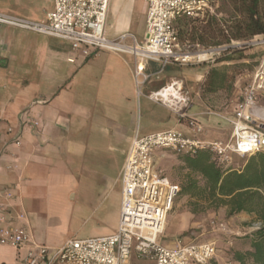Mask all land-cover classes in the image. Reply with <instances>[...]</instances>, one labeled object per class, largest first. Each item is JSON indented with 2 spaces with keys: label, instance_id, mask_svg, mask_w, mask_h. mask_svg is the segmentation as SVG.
<instances>
[{
  "label": "crops",
  "instance_id": "obj_1",
  "mask_svg": "<svg viewBox=\"0 0 264 264\" xmlns=\"http://www.w3.org/2000/svg\"><path fill=\"white\" fill-rule=\"evenodd\" d=\"M53 9V0H0V13L34 22H46L47 14ZM147 11V0H112L106 36L115 39L123 34H132L140 43H144ZM100 54L84 58L73 53L69 43L54 44L27 31L0 25V90L2 89L6 100L0 102V189L16 184L20 186L17 195L11 199L0 195V202L8 207L7 227H16L19 212L26 213L33 242L51 250H56L65 243L62 240L47 244L48 224L64 220L66 222L69 214L72 217L74 206L70 203V197L75 191L78 192L74 195L77 199L80 191L93 192L98 187V184L88 180L84 183H72L69 176H73L80 165L77 162H81V166L89 163L92 158L90 155L101 148V143L113 142L123 147L120 151L124 161L117 180L121 183L126 156L137 133L145 136L176 129L187 136L207 142L229 143L233 140V126L224 118H232L238 100L224 113L210 112L198 94L207 73L205 69L172 64L161 71L160 64L152 61L146 66V72L151 78L143 89L144 93L156 91L171 80H183L194 98L187 113L196 117L202 126L201 133L194 134L189 125L179 120L171 111L162 106L158 108L157 104L145 100L143 106L148 118L144 127L123 131L119 125L118 134L98 137L74 134L75 130L83 127L84 121L101 118L92 113L93 103L97 104L98 100L88 97L91 90L96 87L117 89L119 97L105 102L106 110L109 111L108 118L117 124H121L124 109L130 106L129 97L137 90L132 57ZM69 59H74V63H70ZM26 110L32 118L41 122V130L28 132L20 149L6 147V127L17 125L18 115ZM172 115L176 118L174 125L165 127L171 122ZM168 155L178 157L166 152L165 156ZM237 159L240 158L233 157L234 169ZM16 163L17 169L8 170L9 166ZM104 191L107 192V189ZM121 198L122 185L115 204L103 209V205L96 206L94 201L91 202L89 216L100 213L99 229H93L103 235L89 238L106 237L117 232ZM83 204L87 206V203ZM75 211L79 214L82 210L77 206ZM222 213L211 220L216 221L223 216L234 224L233 232L241 234L243 238L248 234L244 231H248L256 223L255 217L249 214L243 213L228 219L225 209ZM207 233L211 236L204 241L191 235L184 239L176 238L170 244L161 242L167 246H175L192 241H215L219 249V241L215 236L222 232L210 228ZM225 237L228 242V237ZM245 242L246 239L236 240L235 246L242 249ZM247 247L248 245L245 249ZM28 250L29 248L15 250L0 246V264H21Z\"/></svg>",
  "mask_w": 264,
  "mask_h": 264
},
{
  "label": "built area",
  "instance_id": "obj_2",
  "mask_svg": "<svg viewBox=\"0 0 264 264\" xmlns=\"http://www.w3.org/2000/svg\"><path fill=\"white\" fill-rule=\"evenodd\" d=\"M54 9L46 22H34L0 13V25L8 26L69 43L75 54L84 58L102 52L130 56L134 61V80L138 95L162 106L179 120L186 122L194 134L202 126L187 110L192 104L191 93L180 80H171L160 89L145 94L143 89L151 76L147 63H159L161 71L169 65H191L213 62L230 49L264 47V37L246 42H232L213 48L190 50L180 40L177 23L181 19L205 20L216 15L215 0H147L146 35L140 43L132 34L115 39L106 36L109 7L112 0H53ZM74 63V59H69ZM170 86L174 91H170ZM144 93V94H143ZM264 94V56L259 61L252 82L238 99L232 118H224L233 126V140L207 142L173 129L141 136L136 134L121 173L122 198L118 230L106 237L72 239L51 250L33 242L27 215L19 212L16 227H7L8 207L0 202V246L15 250L29 248L21 264H209L217 260L215 241L162 244L166 224L181 191L157 165L158 155L171 152L177 156H195L210 152L221 166H230L233 157L246 159L264 151V114L259 111ZM42 124L28 111L19 115L17 125L5 129V146L20 149L30 131H40ZM17 163L8 170L17 169ZM240 170L241 167L235 168ZM20 190L18 184L3 186L0 195L11 199ZM211 228L227 233L224 223L212 221ZM200 226L199 228H201ZM260 228L255 223L248 233ZM227 235V234H226ZM233 246V240H228ZM227 264H232L231 262Z\"/></svg>",
  "mask_w": 264,
  "mask_h": 264
},
{
  "label": "rangeland",
  "instance_id": "obj_3",
  "mask_svg": "<svg viewBox=\"0 0 264 264\" xmlns=\"http://www.w3.org/2000/svg\"><path fill=\"white\" fill-rule=\"evenodd\" d=\"M216 2L220 3V6L222 8V12H227V7L225 4H223V0H215ZM226 6V7H225ZM207 20H199L197 22H189L188 28H184L185 30H188L189 35L185 39L180 37V40L183 44H187L190 46V50H196L198 46L190 40V33L192 28L200 29L203 26H205ZM30 34H34V36H37L39 38L45 39L49 42H52L54 44L59 45H65L67 44L66 41L54 39L46 36H42L36 33L29 32ZM264 37V36H263ZM200 48H206L200 46ZM213 48V47H212ZM243 49V48H242ZM248 56L253 57L252 60H250L247 65H245V68H239L232 70L233 75L235 77V87L234 91L225 93L223 97H220L219 100H213V102L208 105L207 101H204L201 94L202 85L205 82V78L202 81V84L199 89V98L203 105L206 107L208 111L212 112H226L231 109V106L233 105L236 100L240 99L241 93L243 90L252 82L254 78L255 71L259 65V61L264 56V47L261 48H246ZM240 50V49H237ZM102 54H109L114 55L112 53L108 52H102ZM126 57V56H124ZM219 57H216L213 62L210 63H203V64H191L187 66H193V67H200L203 70L205 69L206 72H208L210 66H213L215 64L216 59ZM244 64V63H241ZM239 66V65H235ZM236 73V74H235ZM102 74V73H100ZM207 74V73H206ZM183 82V86L186 90L188 88L186 87L183 80H180ZM189 91V90H188ZM190 92V91H189ZM144 94V93H143ZM192 96V94H191ZM88 97L92 98L93 100L97 101V104L93 103L94 108L92 113L95 115H100V119H90L88 122H83V127L80 129H77L74 131V134L82 137H98L103 136L104 134H118V127L123 129H131L133 128L136 130L137 128L144 127L146 124V119L148 118L146 116V110L143 106L145 100L149 101L145 95H138L137 90L129 97L130 99V106H128L126 109H124L122 121L121 124L114 123L112 120H110L109 117V111L106 110V101L108 100H115L119 97V93L117 89L115 88H108L105 87H96L94 90H91L88 93ZM260 102L258 105L259 111L264 114V94L260 97ZM4 100V94L2 89L0 90V102H5ZM194 98L192 96V104L193 105ZM129 105V103H128ZM190 106V107H191ZM158 108L159 105L157 106ZM156 107V109H158ZM22 113V112H21ZM21 113L19 115H21ZM18 115V117H19ZM95 117V116H94ZM175 115H172L171 122L167 124L165 127H172L175 123ZM79 130V131H78ZM122 146H118L117 144L113 142H104L101 143V148L97 149L92 155H90L89 163L83 166H81V162L78 163V168L75 170L73 176H69V180L72 183L76 182H86L92 181L98 184V187L91 192L87 191L83 193L80 191V194H78V198L76 199L75 193H78L75 191L70 198V203L72 206H74V212L72 217L67 216V221L65 220L60 223H50L47 226V233H48V243L47 244H54L59 243L63 240V242H67L68 240L72 239H88L89 237H95L100 236L103 234L97 233L93 228H97L98 226V220H99V214L94 216H89V205H91V202L94 201V205H103V209L105 207L111 206V204H115L118 200L119 192L121 190V183L118 180V174L122 167L124 157L122 155V152L120 149H122ZM246 159H237L235 162V168L243 167ZM157 165L159 168L163 169L168 175V177L178 183L182 184L184 181L186 170L184 169V165L180 161L179 157H175L172 155L161 157V155L157 158ZM73 177V179H72ZM76 181V182H75ZM107 189V192L104 190ZM106 194H105V193ZM84 194H86L84 196ZM89 195V196H88ZM101 196V197H100ZM103 201V202H101ZM87 203V206H83V203ZM102 203V204H101ZM80 207V213H76V207ZM193 207V200H191L189 197L186 196H180L179 199L176 202L175 208L173 212L170 214L166 229L164 232V236L162 237L161 241L164 244H170L173 243V241L176 238L184 239L191 235L194 237H198L199 241H204L206 237H210L211 235H208V231H210V224L212 222L211 219H214V217L217 216V214H223L221 209L220 211L214 213V212H201L197 214H193L192 212ZM215 221V220H213ZM218 222H222L227 227V233H221L218 236H215L219 241V253H218V264H227L230 262L229 258V252L228 250L231 249L232 252L237 251H243L245 249V246H247V242L243 244L242 249H237L235 246V242L245 239L243 238L241 234H238L236 232H233V223L229 222L226 218H222L219 220H216ZM198 226H202L199 228ZM99 229V228H97ZM244 232H248L247 230ZM227 234V235H226ZM243 234V233H242ZM228 240H233V246H230L227 242Z\"/></svg>",
  "mask_w": 264,
  "mask_h": 264
},
{
  "label": "trees",
  "instance_id": "obj_4",
  "mask_svg": "<svg viewBox=\"0 0 264 264\" xmlns=\"http://www.w3.org/2000/svg\"><path fill=\"white\" fill-rule=\"evenodd\" d=\"M223 4L229 7L226 17L220 3L216 2V15L205 19L202 28H192L190 40L197 46L212 48L264 36V0H223ZM197 21L188 18L178 21L179 37L185 39L189 32L184 28H188L189 22ZM246 50L230 49L210 66L201 89L208 105L234 91L236 76L232 70L245 68L253 59ZM178 157L186 170L184 181L180 185L167 176L181 188L177 200L180 196L193 200V214L225 209L228 219L243 213L254 216L260 228L240 238L247 240L248 247L237 252L229 249V258L232 264H264V151L246 158L240 170L232 165H219L214 155L207 151ZM209 264H218V261L212 260Z\"/></svg>",
  "mask_w": 264,
  "mask_h": 264
},
{
  "label": "bare ground",
  "instance_id": "obj_5",
  "mask_svg": "<svg viewBox=\"0 0 264 264\" xmlns=\"http://www.w3.org/2000/svg\"><path fill=\"white\" fill-rule=\"evenodd\" d=\"M169 89H170V91H174V90L172 89V87H171V86H170V88H169Z\"/></svg>",
  "mask_w": 264,
  "mask_h": 264
},
{
  "label": "water",
  "instance_id": "obj_6",
  "mask_svg": "<svg viewBox=\"0 0 264 264\" xmlns=\"http://www.w3.org/2000/svg\"><path fill=\"white\" fill-rule=\"evenodd\" d=\"M264 127V126H263Z\"/></svg>",
  "mask_w": 264,
  "mask_h": 264
}]
</instances>
